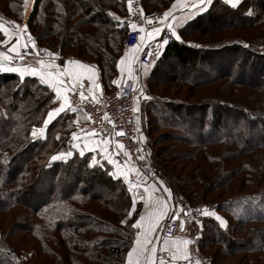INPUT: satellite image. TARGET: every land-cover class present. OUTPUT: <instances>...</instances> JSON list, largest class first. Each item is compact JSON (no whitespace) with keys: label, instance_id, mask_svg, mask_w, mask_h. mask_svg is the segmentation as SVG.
Masks as SVG:
<instances>
[{"label":"trees","instance_id":"trees-1","mask_svg":"<svg viewBox=\"0 0 264 264\" xmlns=\"http://www.w3.org/2000/svg\"><path fill=\"white\" fill-rule=\"evenodd\" d=\"M0 2V22L13 29L14 20L23 17L24 2L19 0V9L11 8L8 0ZM172 2L143 0V9H167ZM127 14L128 0H37L25 25L37 44L50 52L83 59L89 54L90 61L102 70V81L107 80L116 90L110 80L119 77L116 62L124 50L133 49L124 44ZM228 30L245 34L241 36L244 40L212 46L199 39ZM179 34L183 40L174 39L163 47L154 66L150 62L142 65H151L148 81L158 76L165 83L180 80L189 84L185 94L179 95L182 90L177 87L162 88L154 97L142 100L140 109L136 104L139 116L142 111L148 117V130L163 129L159 140L173 142L167 148L171 156L161 158L158 148L149 151L142 141L150 160L156 162L151 163L154 179L170 190L176 202L180 197L194 205L202 202L226 218V227H221L215 218L206 217L200 234L199 226H190L188 240L197 238L200 252L214 264L235 252L241 253L243 261L252 260L249 264H264V49H258L264 44V0H242L236 7L214 0ZM0 36V41L5 39ZM178 67L193 70L185 72L191 78L175 74ZM164 69L170 72L160 76ZM156 85L149 84L148 96L157 90ZM45 87L36 77L25 76L21 81L17 73L0 72V211L15 207L28 212L29 219L22 215L9 230L17 231L24 223L21 230L31 231L39 241L35 248L53 259L58 257L59 263L63 259L62 264H126L138 230L132 225L140 205H133L124 183L111 178L106 169L89 168V153L82 158L71 143L58 145L61 138L55 133L64 127L58 125L63 115L45 128V116L55 103L52 91L44 95ZM140 123L139 118L141 127ZM34 129L36 133L45 129L44 134L34 138ZM145 136L149 143L157 144L156 138L144 133L143 139ZM60 150L73 154L65 161H52ZM68 178L75 182L67 184ZM59 181L66 185L56 189L54 184ZM94 184L112 196L94 194ZM247 193L261 202L256 201V208L250 203L246 210L236 212L233 197ZM186 222L190 224V220ZM237 225L249 227L242 240L236 236ZM11 248L13 244L0 242V264H18Z\"/></svg>","mask_w":264,"mask_h":264},{"label":"rangeland","instance_id":"rangeland-1","mask_svg":"<svg viewBox=\"0 0 264 264\" xmlns=\"http://www.w3.org/2000/svg\"><path fill=\"white\" fill-rule=\"evenodd\" d=\"M8 1L10 2L9 6H11V8L16 7L17 9H19V0L18 1H16V0H8ZM23 2H24V6H27V4H25V0H23ZM1 3L2 2H0V6H1ZM27 3H28V5H32L33 8H34L35 4H36V0H33V1L32 0H28ZM0 9H2V7H0ZM155 10L156 11H160V10L164 11V9H155ZM155 10H152V11H155ZM13 15H16L15 12H13ZM13 15H11L12 16L11 20H14L13 17H15V16H13ZM14 21L16 22V24H22V21H20V20H14ZM239 32L240 31H234V32L230 31L229 32V30H228V31H225V32H220V33L213 34L211 36H208V34H204V35H200L199 39H201L202 41H206L207 45L216 46V45L224 43L223 41H228V40H232V39H234L235 41L244 40V38H242V37H244L245 34L244 35L243 34H238ZM177 34L181 36V34H179V33H177ZM217 34H221L219 38L217 37ZM13 38H14V40H13ZM187 38L191 39V37H188V36H187ZM0 39H1V36H0ZM15 40H16V38L13 35L12 27H11L10 31H9V41H15ZM181 40H183V39H181ZM200 43H202V42H200ZM200 43L197 42L196 45L200 46L201 45ZM38 46L41 47V48L47 49V47H45V46H40V45H38ZM258 49L259 50L264 49V44H259ZM47 51L49 52L48 49H47ZM126 51L127 50L123 51V54H122L123 56L125 55ZM85 56L87 57L88 61H90L89 54L85 55ZM156 59H157V57L153 58L149 64H153V62H155ZM135 64H137V65H135V71H136V73H134L135 74V78H137L138 87L143 89V94H141L139 92L138 100H137V103H136V104H138L139 109L141 108V101L142 100H147V99L143 98L144 96H146L148 98H152V97H154V94H156V92H159V90L162 89V88H170V90H173L174 88L177 87L178 89L182 90V92H180L179 95L185 94V92L188 89L189 84H187L185 82L181 83L180 80L179 81L175 80V82H171L170 81V83H165V81H163V78L161 79L158 76H155V77L151 78L153 81H148V78L147 79L143 78L141 72L139 73V75H136L138 69H140L142 67L139 66L140 64H138L137 61H136ZM150 67H151V65H150ZM204 68L206 69L205 66H204ZM189 71L193 72V70H191V69H189L188 72ZM169 72H170V70H168V69L165 70L164 69L160 76H165ZM185 72H187V71H184L180 67H178L177 69L174 70L175 74H177V75L178 74H182L181 75L182 78H183V76H185L187 78H191L188 75L190 73L187 72L188 74H186ZM130 76H131V74H128L127 72L126 73L124 72L122 74L120 80L118 78H112L110 80L113 81V80L117 79L116 81L120 82L119 83V86H120L124 82V80L127 77H130ZM183 79H185V78H183ZM102 82H103V89H102L103 93L106 94V93H111L112 91H114V88L112 89L110 86H108V85H110L109 84L110 82H108L107 80H106V82L105 81H102ZM152 82H153V84H155V83L157 84L156 85L157 86V88H156L157 90L155 92H153L152 94H150L151 96H148L147 91L149 89V84H151ZM210 86H211L210 88H212L213 85H210ZM42 90H43V93L45 95L46 92L49 91V88L45 87ZM199 90H201V89H197L196 91H199ZM179 95H174L173 98L180 99L179 97H177ZM162 96H164V95H162ZM51 100L53 101V103L55 102L54 98H53V95L51 97ZM58 103H60V102L58 101ZM189 103H193V102H189ZM50 105H52L51 102H50ZM71 105H72V107L76 108L72 103H71ZM53 108H56L55 103H54V105H52L51 109H53ZM48 109H49V107H48ZM78 111L79 110L77 109V111L75 112L77 114L72 113V115L70 117L64 116V114L62 113L61 115H63V116L61 117L62 119H60L58 121V125H63L64 127L59 128L56 131L57 133H55V134H57L61 138V139L58 140V142H59L58 145L65 144V145L69 146L68 145V142H69V143L72 144V146L76 149V151L78 153L84 147L85 144H87V147L89 149H96V151H86V153H89L88 161H87V165L89 166L93 156H95L97 160H101L100 152L102 150L97 147L96 142L98 140L102 141L104 139H101L97 135L96 136H92L91 135L92 131L88 128L87 121L85 120L86 118ZM138 114H140V113L138 112ZM142 114H143V112L141 111V115L138 117V120L140 118V122H141L140 125H141V127L143 129L140 126L139 127L143 130V134L147 133L150 138L153 137V138L157 139V140H155V143H157V144L152 145V142L149 143V138L147 139V137L145 136V138L143 139L144 147L145 148L147 147V150H149V151L152 149V147L153 148H158L159 149L158 153H160L159 156L161 158L164 157V156H171V155H169L171 150L167 149V148L171 147L173 145V142L172 141H161V140H159L161 137H163V132H164L163 129L155 130L153 133L150 132L148 130V128L149 129L151 128L150 125H146L145 126V122L147 124V121H148L147 118L148 117H146L144 115L142 116ZM46 118H47V114L45 116V119ZM75 122H76V126L74 125ZM73 133H76V136H77V139L75 141H73V139H72ZM85 135H88L91 138L89 140L85 141L84 139H82V137H84ZM36 136H41V134L40 133H36ZM108 140H110V139H108ZM74 144H78L79 147H75ZM115 145H116V143L114 141L110 140V146L108 147V149L109 150L114 149L113 152L117 151ZM113 146L115 148H112ZM154 146H156V147H154ZM144 147H143V149H144ZM173 150H175V149H173ZM144 151H145V154L148 156V161H145V159H144L140 164H138V169H136L135 166H134L136 164H134V165L131 164V162L129 161L128 157L123 155L122 152L118 156V165H117V166L120 167L122 172H126L127 173V179L121 177L119 180H121V182L124 183V185L126 186V188L128 190L132 189L133 186H135V185H140V187L138 189H136L135 191H132V192L129 191V192H130V194L132 196V200H133V197L135 198V204H133V205L136 206L137 204H139L140 205L139 213L141 215L144 213V215L146 217L144 223L147 224V218H148V215L150 213L155 214L158 210H160V208L162 206V205L158 204L159 202H162V201H159L157 199L159 196L157 195L156 191L158 189L155 187V185H157L158 188L160 189L161 197H163L164 199L168 200L169 203L172 201V203L175 204L176 207L178 205H179V207L181 206L180 202H182L181 200L183 198L186 201H188L190 204L194 205L193 203H191L190 200H188L185 197H180V199H177L179 202L178 201L176 202L171 194H169L168 192L163 191V189L166 188V186L163 183H161V185H160V182L159 181L157 182L153 178L152 179L154 180L155 185H154V183H151V181H152L151 178L148 177L144 173V169H145L144 166H147V164H148V166L152 167L151 163L153 162V164L156 165L155 164L156 162H154V160H152V158L150 160L151 155H150V153L148 151H146L145 149H144ZM176 152H177V154H181L180 151H178V150H176ZM67 153H68L67 151H66V153H61V150H60L59 152H57L55 154V156H61V155H65L66 156ZM145 154H143V155L145 156ZM68 158H69V156L68 157L66 156L65 159H57V160L65 161ZM256 161L259 162V163H262L259 159H257ZM167 164L171 165V163H169V162ZM101 165L91 166V167L89 166V168L92 169V168L102 167V168L106 169L108 171V173H109V172H111L113 170V167H114L112 165H109L106 160H101ZM259 172L260 171H258V173ZM75 173L78 174V172H75ZM137 173H139V174H137ZM110 177L113 178L112 176H110ZM67 180H68L67 184H69V185L75 182V180H73L72 178H68ZM115 180H117V179H115ZM128 181H132V183H128ZM63 185H66V184L60 183V181H59V182L54 184V187L56 189H59V187H63ZM142 185H145V189L142 188ZM92 192L94 194L103 195L105 197L112 196V195L108 196L109 195L108 190L106 188H104V187L102 188V186H100L99 184H94V189H93ZM158 194H159V192H158ZM112 198H114V197H112ZM112 198H110V199H112ZM260 200H261V198H257L256 196L253 197L252 194H248V193L245 194V195H236L235 197H233L234 210L236 212L240 213V212H242V208H244V210H246V207H247L248 204L252 203L250 205V206H252V205L256 204V201H258L260 203L261 202ZM88 202H87V204H89ZM96 203L100 204V201H96ZM90 205H92V204H90ZM195 205L201 206V210H203L204 207H205L202 202L196 203ZM166 206H169V204L168 205L166 204ZM256 207H257V205L254 206V208H256ZM168 208H170L172 210L175 209L174 205H170ZM25 214H27V218L26 219H29L30 217L28 216V212L25 213V210L23 208H15L14 207V208H12L10 210H7V211H0V237H1L0 238V242H1V244L5 240L6 245L7 244H10V245L13 244L14 245V248H11L12 249V253L11 254L16 258V261L18 262V264H62V261H64L63 259L59 263L58 257L53 259V258H51L50 254H46V253L42 252L41 250H38V249L35 248L37 246V244L39 245V243H38L39 241H38V239L36 240V238L33 236L34 233L31 234V231L29 233H27L25 230H21L25 226L24 223H21L23 225L19 224V226H21V227L17 231H13V232H16L15 234H13V232L11 230H9V228L12 227V224H16L15 220H17V219L20 220L21 216L25 215ZM214 214L216 216H219L221 219H223L226 222V224H227L226 218L221 217L220 215H218L215 212H214ZM199 215L202 218V220H200V221L194 219L193 218L194 216H187L186 217V218H188L187 220H190V224L189 223L187 224V222H186L187 220H185V221H183V223H184V228L183 229L180 228V225L178 226V230L176 232V234H179L178 237H180V235H182L181 233L183 232V234L188 239V235L190 233H192V230L190 229L191 224H193V226L195 225V227L199 226V228L197 230V234L201 233V231H202L201 225L204 222L203 220H205V218L207 216L202 215L201 212L199 213ZM16 216H18V218H16ZM222 216H224V215H222ZM212 217L215 218V216H212ZM139 218L140 217L138 216L137 219H139ZM167 218H168V216H165V218L161 221L160 226H157V229L154 232V240H155V245L154 246L157 249V252H156L157 264H159L160 257H164L165 254H167V253L169 255L164 257L165 260H166V264H171V261H172L171 254L168 251H161L160 250L162 248H165L163 246V243L165 242L166 239H169V238H163L161 233H160L161 226H162V224L164 223V221ZM218 223H219V221H218ZM36 227H37V231L40 230V228H41L40 225H36ZM236 230H237V235L236 236L238 237V239H240L244 234L248 233L249 227H241V226L237 225L236 226ZM138 231H139V229L137 230V232ZM38 235H39V233H38ZM40 235L44 236L45 234H44V232H40ZM214 237H215V235L214 236L212 235V238H214ZM241 240H242V238H241ZM190 241H194V243H196L197 247H198L197 238L194 237V238L190 239ZM238 242H240V241H238ZM212 248L216 249V246L213 245ZM198 249H199V247H198ZM57 252H59L61 254L63 253V251L60 248H58ZM202 255H204V254H202ZM204 256H206V255H204ZM208 258L210 259L209 256H208ZM240 261H242L241 264H249V262H251L252 260L251 261H249V260H246V261L244 260L243 261V257L241 255V253L235 252V253H232L231 257H226V259L223 260L221 262V264H235V263L240 262ZM126 263H127V261H126ZM175 264H178L177 261L175 262ZM212 264H214V263L212 262Z\"/></svg>","mask_w":264,"mask_h":264},{"label":"snow or ice","instance_id":"snow-or-ice-1","mask_svg":"<svg viewBox=\"0 0 264 264\" xmlns=\"http://www.w3.org/2000/svg\"><path fill=\"white\" fill-rule=\"evenodd\" d=\"M28 0H25V4H27ZM132 0H128L129 5H131ZM226 2L232 7L238 6L242 0H226ZM214 3V0H196L195 3L192 4L193 8H198L200 12L205 11L208 7H211ZM176 5L173 4L172 8L163 13V16L159 19V26H155L153 20H147L149 25H152L151 30L146 32V36H141L139 38L140 45L134 46L135 52H144L145 49L148 50V55L152 58L158 57L161 53V49L165 47L169 43V38H174L176 40H181V36L177 34L175 27L173 24L169 22V18L175 19L173 15V9H175ZM131 10V8H130ZM251 14V13H249ZM134 28L135 25L133 24ZM167 29L170 33V37H164L162 39H157L161 37L162 32ZM27 31V25L21 27L16 24L12 29L13 35L16 38V43H13L7 51H0V72H11L17 73L21 81H23L25 76H35L38 77L39 81L45 85H48L55 92L56 99L60 101L59 106L53 108L51 111L47 113V118L44 120V126H46L54 120L57 116L61 115L66 111H71L75 113L77 111L76 108L72 107L71 102L69 100V93H79L81 100H86L88 97L85 96V86L84 79L87 75V79L90 82V86L87 91L92 93L95 89H99L100 85L95 82L93 78L92 71H90L91 66L81 63L79 60H70L63 68L59 65L55 64L54 61L56 59V54L48 52L47 49L44 51L47 52L48 59L47 61L44 59H38L37 65H29L27 63H19L25 60V54L20 52V48L23 47L25 49L28 48L29 42H31V46L35 48V41L33 37L28 34L26 40L23 44H21V37L24 36ZM141 32H145V29L142 27L140 29ZM0 32L3 33L5 39L0 41V43L7 45L9 43V29L5 27L3 23H0ZM155 43L156 48L153 50L150 45ZM135 59V56L133 57ZM128 60V52L126 51L125 56L121 58V64ZM71 65V67L69 66ZM154 66V64H153ZM119 67V66H118ZM131 71V69H129ZM113 84L118 85L120 82L113 80ZM137 91L143 94V89L137 88ZM95 99V96L92 97ZM144 99H148V97L144 96ZM134 111H138V109H134ZM45 129L40 130V134H44ZM92 136L98 135L95 130L91 133ZM117 135L123 136V131L117 133ZM33 137L36 138V130H33ZM91 137L85 135L82 137L85 141L89 140ZM73 141L77 139L76 133L72 135ZM141 142L143 141V137H140ZM110 144V140L104 139L97 143V147L102 151L100 152L101 160H106L109 165L114 166L113 170L109 172V175L113 177V179H120L121 177L127 179V173L122 172L118 165V156L123 153V155L128 156L126 151H123L125 146L123 143L119 141L116 142L117 151H109L106 145ZM75 147H79L78 144H74ZM142 149H137V151H141ZM86 151H96V149H89L87 144L80 150L79 155L83 158L85 156ZM73 153L68 152L66 156H71ZM65 155L61 156H52L51 160L56 161L57 159H65ZM140 160H144L145 156H139ZM101 160H97L95 156L92 157L90 162L91 166L101 165ZM102 166V165H101ZM139 174V173H137ZM128 183H132V181H128ZM140 185H135L129 191H135L138 189ZM147 190V189H146ZM163 191L169 192L170 190L164 188ZM132 203L135 204V198L133 197ZM147 203V202H146ZM182 207V206H181ZM200 211L202 215L207 217L215 216V219L219 221L221 227H226V222L221 219L219 216H216L214 212L210 211L208 207H205ZM131 215V212L129 213ZM168 216L170 220L175 221L177 219L176 215L172 214V209L168 208L165 205H162L160 210H158L155 214L150 213L147 218V225H145V215H141L139 219L136 220L135 224L132 225L134 228L142 229V232H137V239L135 242V246L128 253L127 264H157L156 252L157 249L155 246H152V237H150L149 233L155 232L157 226H160L161 221ZM124 223V221H122ZM180 228H184L183 221H180ZM199 238V237H198ZM167 242V241H166ZM191 243L188 239H183L182 241L175 240L168 248H162L161 251H168L171 254L172 261L171 264H175L177 260H187L189 259L187 255V245ZM143 258V259H142ZM159 264H166V260L164 257H160ZM199 264V262H197Z\"/></svg>","mask_w":264,"mask_h":264},{"label":"built area","instance_id":"built-area-1","mask_svg":"<svg viewBox=\"0 0 264 264\" xmlns=\"http://www.w3.org/2000/svg\"><path fill=\"white\" fill-rule=\"evenodd\" d=\"M131 8V10H130ZM164 11H144L143 0H132L129 7L128 14L124 17V22L129 26L124 44L128 48H133L136 45H140L139 38L141 36H146V32L151 30L152 25L147 23V20L151 19L155 23V26H159V19L163 16ZM23 24V23H22ZM22 24L20 26L22 27ZM135 25L133 28L132 25ZM145 29V32H141V28ZM24 39L27 37V32H25ZM164 37H170V33L165 29L161 37L157 39H162ZM174 38H169V43H172ZM150 47L154 50L156 44L153 43ZM45 48L35 46L33 48L31 45L27 49L21 47L20 52L26 53V59H45L47 58V52L44 51ZM153 58L148 55V50L145 49L144 52H137L136 61L138 64H148ZM24 60V61H25ZM21 63V62H19ZM138 82L135 76L127 77L124 82L111 93H103L102 88L96 91L95 99L81 100L79 93H69L70 102L80 110L87 118L88 128L98 133L101 139H110L115 143L119 141L123 143L125 148L123 151L128 153V159L134 162L136 165L140 164L143 160L139 159V156L145 154L140 137L143 136V130L138 125L139 114L136 109V103L138 99L139 92L137 91ZM123 131L124 135H117L118 132ZM137 149H142L137 151ZM144 173L151 178L154 182V176L156 171L151 166H144ZM154 180H153V179ZM181 208L176 211L173 210V215L177 216L175 221L169 219V217L164 221L161 226L160 233L163 238H172L176 235L178 230L179 222L185 216H194L193 218L200 221L202 218L199 213L201 206L192 205L184 198L181 200ZM167 253V252H166ZM169 254H165L164 257ZM187 255L189 259L187 260H177L178 264H212L211 260L202 255L194 241L187 246Z\"/></svg>","mask_w":264,"mask_h":264},{"label":"crops","instance_id":"crops-1","mask_svg":"<svg viewBox=\"0 0 264 264\" xmlns=\"http://www.w3.org/2000/svg\"><path fill=\"white\" fill-rule=\"evenodd\" d=\"M33 1V0H32ZM37 1V0H36ZM221 1H223L225 4H227L228 6H231V5H229L227 2H226V0H221ZM196 2V0H173V2H172V4L167 8V9H164V12H166V11H168L169 9H171L172 8V6H173V4H175L176 5V7H175V9H173V15L175 16V19H171V18H169V22L171 23V24H173L174 25V27H175V30H176V32L177 33H179L180 31H181V28L183 27V26H185L189 21H191L193 18H195L196 16H198L199 14H201V13H203V12H200L199 11V9L198 8H193L192 7V4L193 3H195ZM129 7H130V5H129V3H128V11H129ZM232 7V6H231ZM210 7H208L207 9H209ZM33 6L32 5H28V3H27V6H24V7H22V9H21V12L23 13V17H22V19L20 20V21H22V23H23V25H22V27L27 23V21H28V19H29V17L31 16V13H32V11H33ZM206 9V10H207ZM205 10V11H206ZM1 23V22H0ZM5 25V24H4ZM18 25H20V24H18ZM120 26V25H119ZM124 25H122V27H123ZM9 31H10V29H9ZM2 35H3V33L2 32H0ZM27 34H29V32L27 31ZM4 36V35H3ZM21 39V44H23L24 43V41L26 40V39H24V38H20ZM34 41H35V46H38V44H37V42H36V40L35 39H33ZM176 40V39H175ZM176 41H178V40H176ZM180 41V40H179ZM13 43H16V40L15 41H13V42H9L7 45H5V44H2V43H0V51H7V49L8 48H10L11 47V45L13 44ZM29 45H31V42H29ZM39 47V46H38ZM50 52V51H49ZM127 52H128V60L127 61H125L123 64H121V58L122 57H124L123 55L120 57V59L116 62V65H117V75L119 74V77H117L119 80L121 79V76H122V74L125 72H127L128 74H131V76H135V74L134 73H136V71H135V65H137V64H135L136 63V55H137V52H135V50L134 49H127ZM51 53H55L56 54V59H55V61H54V63L55 64H57V65H59L61 68H63L64 67V65H66L67 63H68V61H70V60H79L81 63H83V64H86V65H89V66H91V68H90V71H92V74H93V78H94V80H95V82L96 83H98L99 85H100V88H102L103 89V82H102V71H101V69H100V67L97 65V64H95L94 62H92V61H88V59H83V58H81V57H78V56H76V55H70V54H68V55H60V54H58L57 52H51ZM135 56V59H133V57ZM47 59H48V56H47V58H45L44 60H46L47 61ZM37 60L38 59H26L25 61H23V62H21V63H27V64H29V65H33V66H36L37 65ZM70 67H71V65H69ZM119 66V67H118ZM140 67H142V68H140V69H138V71H137V74L136 75H139V73L141 72V74H142V76H143V78H149V75H150V69H151V67H150V65H144V66H142V65H139ZM129 69H131V71H129ZM33 77H35V76H33ZM37 78V80L39 81V79H38V77H36ZM40 82V81H39ZM41 83V82H40ZM83 83H84V86H85V96L86 97H88V99H92V97L93 96H95V94H96V91L97 90H99V89H95L92 93H89L88 91H87V89H88V87L90 86V82H89V80L87 79V75L85 76V79H84V81H83ZM43 84V83H42ZM43 85H45V84H43ZM47 86V88H49V90L50 91H52V93H53V98H54V101H55V106L56 107H58L59 106V103H58V100L56 99V96H55V92H54V90L52 89V88H50L48 85H46ZM119 86V84L118 85H116L115 84V87H118ZM60 102V101H59ZM58 103V104H57ZM72 113L73 112H71V111H66V112H64L63 114L65 115V116H67V117H70L71 115H72ZM75 114H77V113H75ZM78 117V116H77ZM76 119V118H75ZM75 121V120H74ZM74 125L76 126V122L74 123ZM80 131V130H79ZM97 141V140H96ZM100 140H98L97 142H96V144L99 142ZM110 146V144H108V145H106V147L108 148ZM112 148H115L114 146L112 147ZM109 150V149H108ZM109 151H114V149H111V150H109ZM130 161V160H129ZM131 162V164H135L134 162H132V161H130ZM135 166V168L136 169H138V165H134ZM137 166V167H136ZM151 183H154L153 181H151ZM154 185H155V183H154ZM134 187V186H133ZM155 187L158 189L156 192H157V195L159 196L157 199L159 200V201H162V202H159L158 204L159 205H164V204H169V206L170 205H174V207H175V209H176V211H178V210H180V208H181V206L179 207V205L176 207L175 206V204H173L172 203V201L169 203L168 202V200H166V199H164L163 197H161V192H160V189L158 188V186L157 185H155ZM142 188L143 189H145V185H142ZM158 192H159V194H158ZM156 204V203H155ZM158 206V205H157ZM169 206H167V207H169ZM174 209V210H175ZM172 214H173V210H172ZM143 215H144V213H143ZM141 216V214H139V217ZM185 220H187V218L186 217H184L181 221H185ZM145 225H147V224H145ZM179 225H180V222H179ZM138 232H142V229H139V231ZM182 235H180V237H174V238H169V239H166L165 240V242L163 243V246L165 247V248H168L171 244H172V242L173 241H175V240H179V241H182L183 239H187L186 238V236L183 234V232L181 233ZM149 235H150V237H152V246H154L155 245V240H154V232H152V233H149ZM136 239H137V234H136V238H135V240H134V242H133V244L131 245V247H130V249H129V251H131L132 250V248L135 246V242H136ZM167 241V242H166ZM129 251H128V253H129ZM128 257V256H127ZM143 259V258H142ZM127 264V263H126Z\"/></svg>","mask_w":264,"mask_h":264},{"label":"water","instance_id":"water-1","mask_svg":"<svg viewBox=\"0 0 264 264\" xmlns=\"http://www.w3.org/2000/svg\"><path fill=\"white\" fill-rule=\"evenodd\" d=\"M28 35V34H27Z\"/></svg>","mask_w":264,"mask_h":264}]
</instances>
